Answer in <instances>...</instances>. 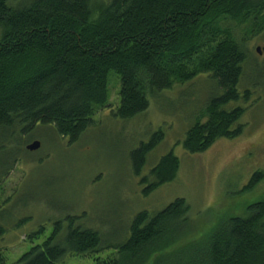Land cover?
Returning a JSON list of instances; mask_svg holds the SVG:
<instances>
[{
	"label": "trees",
	"instance_id": "obj_1",
	"mask_svg": "<svg viewBox=\"0 0 264 264\" xmlns=\"http://www.w3.org/2000/svg\"><path fill=\"white\" fill-rule=\"evenodd\" d=\"M235 22L263 29L264 0H0V145L41 126L76 143L108 107L111 71L120 79L113 114L124 121L145 113L150 98L176 83L209 77L219 94L209 99L206 119L195 122L182 146L201 154L218 139L239 137L243 128L235 125L244 108L238 104L251 92L240 89L249 51L233 32ZM163 134L159 129L131 154L145 196L173 182L180 170L170 152L150 179L142 177ZM263 178V172L254 173L246 190ZM247 208L245 216L223 218L202 236L190 205L178 198L159 212H139L129 236L117 244L69 214L17 264H65L73 255L97 257L96 264H264V200ZM44 232L42 227L28 239ZM111 248V257L98 258Z\"/></svg>",
	"mask_w": 264,
	"mask_h": 264
},
{
	"label": "rangeland",
	"instance_id": "obj_2",
	"mask_svg": "<svg viewBox=\"0 0 264 264\" xmlns=\"http://www.w3.org/2000/svg\"><path fill=\"white\" fill-rule=\"evenodd\" d=\"M253 26L236 22L231 26L237 39L246 40L249 51L240 89L251 94L238 104L244 113L235 125L243 128L237 138L218 139L201 154H190L182 146L195 122L206 119L202 115L209 99L219 94L209 77L176 83L150 98L145 113L124 121L113 114L120 104V79L111 71L108 107L94 115V124L76 143L57 135L52 126H41L29 136H16L0 145L3 264H17L69 214L80 216L81 225L117 244L129 236L139 212H159L178 198L190 205L193 227L202 236L201 230L208 233L223 218L245 216L250 204L264 200V178L246 190L254 173H264V28L259 31ZM159 129L163 140L148 156L142 177L150 179L151 170L170 152L180 160V170L173 182L145 196L146 185L134 174L131 154ZM35 141L40 148L28 150ZM42 227L45 232L38 240L28 239ZM114 253L111 248L98 258ZM96 258L73 255L65 264H96Z\"/></svg>",
	"mask_w": 264,
	"mask_h": 264
},
{
	"label": "water",
	"instance_id": "obj_3",
	"mask_svg": "<svg viewBox=\"0 0 264 264\" xmlns=\"http://www.w3.org/2000/svg\"><path fill=\"white\" fill-rule=\"evenodd\" d=\"M256 51L261 54L262 53V50L261 48H257ZM40 142L38 141H35L33 142L31 145L27 146V149L30 150V151H36L40 148Z\"/></svg>",
	"mask_w": 264,
	"mask_h": 264
}]
</instances>
